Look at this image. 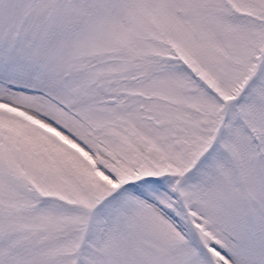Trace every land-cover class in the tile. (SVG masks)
Returning a JSON list of instances; mask_svg holds the SVG:
<instances>
[{
    "label": "snow or ice",
    "instance_id": "snow-or-ice-1",
    "mask_svg": "<svg viewBox=\"0 0 264 264\" xmlns=\"http://www.w3.org/2000/svg\"><path fill=\"white\" fill-rule=\"evenodd\" d=\"M0 264H264V0H0Z\"/></svg>",
    "mask_w": 264,
    "mask_h": 264
}]
</instances>
